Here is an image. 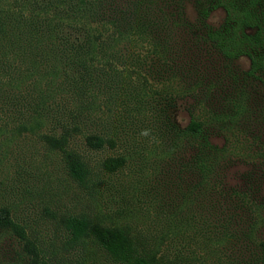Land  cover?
Segmentation results:
<instances>
[{"label":"rangeland","instance_id":"rangeland-1","mask_svg":"<svg viewBox=\"0 0 264 264\" xmlns=\"http://www.w3.org/2000/svg\"><path fill=\"white\" fill-rule=\"evenodd\" d=\"M186 10L193 19L192 6ZM38 12L30 0H0V16L20 17L23 24L5 21L8 32L0 35V207L20 226L38 264H124L127 257L137 264L144 248L162 262L169 258L175 264H228L240 253L247 255L241 251L244 240L237 244L225 236L226 228L236 225L225 221L222 183L198 178L180 163L163 114L155 107L161 99L179 95L177 100L186 104L175 101L172 116L184 128L191 115L204 117L205 105L218 106L216 100L200 93L183 96L187 90L175 78L148 79L155 100L147 101L142 94L107 85L95 65L89 67L92 78L87 75L85 85L71 72H61L57 79L42 73L53 58L45 26L51 15ZM223 16L219 7L209 21L218 24ZM21 17L31 19L34 29L29 30ZM53 23L61 31V24ZM92 26L104 33L100 25ZM136 51L142 57L149 48L139 45ZM248 63L245 56L238 59L241 68ZM37 115L42 117L39 123ZM65 130L70 134L61 146V141L44 138ZM90 134L102 137L103 143L89 145ZM210 139L238 160L231 173L244 168L241 159L249 158L251 147L243 136L226 131ZM68 150L87 163L89 175L82 182L67 172ZM109 158L116 160L109 161L107 169L103 164ZM82 218L112 230L85 226L82 235H74V219ZM122 228L138 246L127 245ZM258 229L264 235V220ZM20 239L0 229L3 264L22 251Z\"/></svg>","mask_w":264,"mask_h":264},{"label":"trees","instance_id":"trees-1","mask_svg":"<svg viewBox=\"0 0 264 264\" xmlns=\"http://www.w3.org/2000/svg\"><path fill=\"white\" fill-rule=\"evenodd\" d=\"M30 1L36 3L38 13L51 15L45 26L49 28L47 37L53 58L42 73L48 72L57 79L61 72H71L85 85L87 75L92 78L89 67L95 65L107 85L118 91L127 88L131 95L142 94L147 101L155 100L147 89L148 79L167 82L175 78L187 90L181 93L183 96L200 93L207 100H216L218 106L205 105L204 117L191 115L184 128L172 116L175 101L186 104L177 100L179 95L161 99L162 103L156 102L155 107L163 114V124L180 163L196 171L198 178L222 183L225 221L236 225L226 228L225 236L244 240L241 251L248 252L233 257L231 263L264 264V235L258 234L264 220V0ZM187 5L194 10L193 19L188 16ZM219 7L224 9V16L218 24H212L209 16ZM3 17L0 16V35L8 32L5 21L23 27L18 22L20 17ZM21 18L29 30L34 29L31 19ZM54 20L61 24V31ZM92 25H100L104 33ZM74 30L76 36L71 34ZM139 45L148 47L150 54L141 57L136 51ZM243 56L249 60L246 68L238 64ZM91 83H95L94 78ZM40 116L37 115L36 122ZM226 131L243 136L251 147L249 158L241 159L244 168L233 173L231 167L238 160L233 158L232 151L210 139ZM69 134L65 130L57 137L45 134L44 138L61 141V146ZM86 138L89 145L103 143L99 136L90 134ZM64 153L68 174L79 182L84 181L89 175L87 163L75 152ZM114 160L106 159L103 165L109 169L108 162ZM74 223V235H82L85 226L112 230L85 218L74 219ZM0 229L12 232L19 239L21 236L22 251L15 253L10 264H38L35 250L3 207H0ZM122 234L128 235L124 228ZM126 243L129 247L135 243L131 235ZM0 254L5 257V251L1 250ZM127 258L124 264H132V257ZM3 261L0 259V264ZM169 263L176 262L169 258L162 262L145 248L139 250L137 264Z\"/></svg>","mask_w":264,"mask_h":264}]
</instances>
